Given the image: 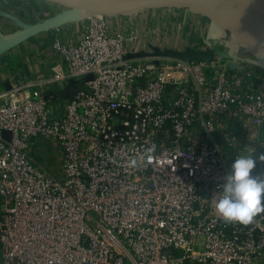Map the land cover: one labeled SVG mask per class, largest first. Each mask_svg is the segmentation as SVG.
I'll return each instance as SVG.
<instances>
[{
	"label": "built area",
	"instance_id": "obj_1",
	"mask_svg": "<svg viewBox=\"0 0 264 264\" xmlns=\"http://www.w3.org/2000/svg\"><path fill=\"white\" fill-rule=\"evenodd\" d=\"M135 38L93 14L76 43L53 42L83 86L60 115L32 82L5 92L0 264H264V214L229 225L214 207L236 156L264 152L256 133L240 138L262 125L264 66L143 56ZM43 142L60 150L50 169L34 156Z\"/></svg>",
	"mask_w": 264,
	"mask_h": 264
},
{
	"label": "crops",
	"instance_id": "obj_2",
	"mask_svg": "<svg viewBox=\"0 0 264 264\" xmlns=\"http://www.w3.org/2000/svg\"><path fill=\"white\" fill-rule=\"evenodd\" d=\"M86 21L87 15L79 10L49 0H0V104L11 86L32 82L30 92L45 96L51 115H60L74 86H83L65 76L53 42L76 43ZM107 21L111 32L135 30L131 47L139 55L189 58L211 51L239 69L260 73L264 66V57L256 50L264 51V43L237 30H223L206 16L187 9H142L107 16ZM241 133L242 140L255 133L264 139V119L257 132L249 127ZM34 156L46 162L60 158V150L55 143L43 142ZM53 163L45 164L50 169Z\"/></svg>",
	"mask_w": 264,
	"mask_h": 264
},
{
	"label": "clouds",
	"instance_id": "obj_3",
	"mask_svg": "<svg viewBox=\"0 0 264 264\" xmlns=\"http://www.w3.org/2000/svg\"><path fill=\"white\" fill-rule=\"evenodd\" d=\"M264 57V51L258 53ZM154 146L145 150L142 160L153 159ZM264 165V152L249 151L246 155L236 156L229 172L219 185V196L214 207L226 224L250 226L261 214H264V173L256 170ZM128 167L136 168L140 162L136 158L128 161Z\"/></svg>",
	"mask_w": 264,
	"mask_h": 264
},
{
	"label": "water",
	"instance_id": "obj_4",
	"mask_svg": "<svg viewBox=\"0 0 264 264\" xmlns=\"http://www.w3.org/2000/svg\"><path fill=\"white\" fill-rule=\"evenodd\" d=\"M60 3L68 8L85 10L91 12L92 9L81 0H49ZM132 7L128 12H134L136 9L150 7H188L192 11L201 10L216 14L230 21L241 24L257 34L264 37V14L235 0H121ZM127 13V12H125ZM100 14L113 16L116 14H124L123 10L118 12L93 11L89 15ZM262 52L261 50H258ZM211 51L198 56L204 60L209 59ZM9 131H3L2 136L5 139L10 138Z\"/></svg>",
	"mask_w": 264,
	"mask_h": 264
},
{
	"label": "bare ground",
	"instance_id": "obj_5",
	"mask_svg": "<svg viewBox=\"0 0 264 264\" xmlns=\"http://www.w3.org/2000/svg\"><path fill=\"white\" fill-rule=\"evenodd\" d=\"M81 1L87 4L90 7V9H92L91 12L93 11L94 12L95 11L118 12L119 10H123L124 14H127V13L129 14L131 13V11L130 12L128 11L132 8V7H127V4L121 0H81ZM235 1L241 2L264 14V0H235ZM142 9H145V8H142ZM195 11L213 19V21L217 25H219L220 28H222L223 30H228L229 32H233L237 30L247 35H250L251 37L255 38V40L261 43H264V37H262L261 35L257 34L256 32L250 30L249 28L241 24L230 21L228 19H225L213 13H209V12H205L201 10H195ZM79 12L85 15H89L91 13L89 11H85L81 9L79 10ZM236 35L237 36L234 38L237 40V37L239 36V34L236 33Z\"/></svg>",
	"mask_w": 264,
	"mask_h": 264
},
{
	"label": "rangeland",
	"instance_id": "obj_6",
	"mask_svg": "<svg viewBox=\"0 0 264 264\" xmlns=\"http://www.w3.org/2000/svg\"><path fill=\"white\" fill-rule=\"evenodd\" d=\"M157 8H160V7H150V8H145V9H147V10H151V9H157ZM166 8H173V9H179V10H183V9H187L188 11L190 10V11H192L191 9H189L188 7H182V6H180V7H166ZM137 11H139V10H142V8L141 9H136ZM135 10V11H136ZM192 12H195V13H198V14H200L199 12H196V11H192ZM133 12H131V13H129V14H132ZM118 15H122V14H118ZM125 15H128V13L127 14H125ZM204 16H206V15H204ZM208 19H210V20H212L213 21V19H211L210 17H208V16H206ZM214 22V21H213ZM229 32V31H228ZM256 50H259V49H256ZM37 160H39V158H36ZM59 159L60 158H48V161H46L47 162V164H49V162L51 161V162H54L53 164H56V163H58L59 162ZM45 162V163H46Z\"/></svg>",
	"mask_w": 264,
	"mask_h": 264
}]
</instances>
